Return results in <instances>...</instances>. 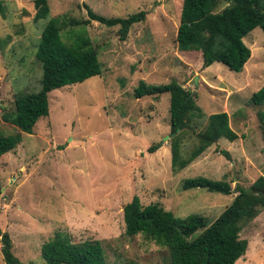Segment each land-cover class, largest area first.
Masks as SVG:
<instances>
[{
	"label": "rangeland",
	"instance_id": "rangeland-1",
	"mask_svg": "<svg viewBox=\"0 0 264 264\" xmlns=\"http://www.w3.org/2000/svg\"><path fill=\"white\" fill-rule=\"evenodd\" d=\"M34 0H0V135L17 134L2 114L13 111L16 95L40 90L37 44L48 20L87 18L84 5L104 17L125 18L145 11L125 40L118 27L90 22L84 32L97 49L101 74L48 95V116L33 133L0 157V232L22 264H45L42 245L56 232L74 243L98 240L107 264H169L166 248L142 236L124 234L123 207L133 196L143 206L158 203L178 218L198 214L213 222L237 195L204 189L183 191L185 179L225 180L232 190L249 189L264 177V138L250 97L264 86V32L243 38L250 58L239 73L214 63L202 66L200 52L177 50L182 0H48L46 20L34 21ZM68 29L61 34L66 39ZM196 78V81H195ZM176 81L192 92L206 117L225 112L238 139H220L190 165L171 170L169 94L133 97L139 81ZM188 137H190L188 135ZM160 143L155 153L147 148ZM194 140L186 141L184 150ZM221 151L229 153L226 159ZM247 250L236 264H264V208L245 224ZM0 264H4L1 255Z\"/></svg>",
	"mask_w": 264,
	"mask_h": 264
},
{
	"label": "trees",
	"instance_id": "trees-1",
	"mask_svg": "<svg viewBox=\"0 0 264 264\" xmlns=\"http://www.w3.org/2000/svg\"><path fill=\"white\" fill-rule=\"evenodd\" d=\"M34 21L46 20L49 15L48 0H34ZM87 18L76 20L60 16L48 20L42 29L35 59L41 67L40 90L33 94L16 95L13 111L2 114V119L17 128L18 133L0 135V157L21 143V133L32 134L39 119L48 116V95L66 86L84 82L101 74L97 49L82 31L90 22L108 28L118 27L120 40H125L130 28L146 19L141 11L125 18L104 17L84 5ZM0 15L4 11L0 4ZM264 32V0H182L179 25L176 33L177 50L200 52L202 66L214 63L239 73L250 58V50L243 38L255 28ZM68 29L66 42L61 31ZM169 94V144L171 170L174 174L197 159L220 139L234 142L237 134L229 125L225 112L210 114L205 118L196 104L192 92L176 81L150 85L139 81L133 97H158ZM255 106H264V86L249 99ZM260 130L264 138V109L258 113ZM188 135L190 137H188ZM193 146L184 150L186 141ZM161 148L160 143L147 148L148 154ZM222 155L229 159L226 151ZM0 181V195L2 194ZM183 191L204 189L211 193L237 195L223 212L211 223L198 214L178 218L160 204L143 206L137 196L123 207L124 234L142 236L169 253V264H236L247 250V241L240 239L246 223L258 216L264 208V177L257 178L249 189L236 186L232 190L225 180L213 181L205 177L185 179ZM1 255L4 264H22L11 251L7 233L0 232ZM40 255L45 264H107L100 241L85 240L74 243L70 236L56 232L51 241L42 245ZM125 264H136L129 261Z\"/></svg>",
	"mask_w": 264,
	"mask_h": 264
},
{
	"label": "water",
	"instance_id": "water-1",
	"mask_svg": "<svg viewBox=\"0 0 264 264\" xmlns=\"http://www.w3.org/2000/svg\"><path fill=\"white\" fill-rule=\"evenodd\" d=\"M195 81H196V78H195ZM169 139V136L168 137H165V140ZM3 191V189H2ZM261 193L264 195V190L261 191Z\"/></svg>",
	"mask_w": 264,
	"mask_h": 264
}]
</instances>
